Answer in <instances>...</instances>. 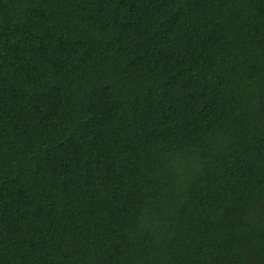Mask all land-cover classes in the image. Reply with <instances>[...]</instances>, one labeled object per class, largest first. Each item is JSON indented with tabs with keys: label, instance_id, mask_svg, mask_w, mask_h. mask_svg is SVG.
<instances>
[{
	"label": "trees",
	"instance_id": "16d2710c",
	"mask_svg": "<svg viewBox=\"0 0 264 264\" xmlns=\"http://www.w3.org/2000/svg\"><path fill=\"white\" fill-rule=\"evenodd\" d=\"M0 264H264V0H0Z\"/></svg>",
	"mask_w": 264,
	"mask_h": 264
}]
</instances>
